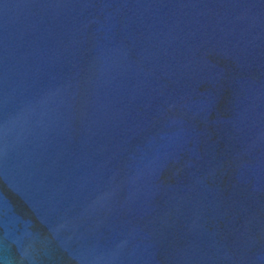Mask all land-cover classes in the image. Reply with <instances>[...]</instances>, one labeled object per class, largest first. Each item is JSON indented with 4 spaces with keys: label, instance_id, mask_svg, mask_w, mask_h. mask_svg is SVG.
<instances>
[{
    "label": "water",
    "instance_id": "95a60500",
    "mask_svg": "<svg viewBox=\"0 0 264 264\" xmlns=\"http://www.w3.org/2000/svg\"><path fill=\"white\" fill-rule=\"evenodd\" d=\"M0 264H264V0H0Z\"/></svg>",
    "mask_w": 264,
    "mask_h": 264
}]
</instances>
